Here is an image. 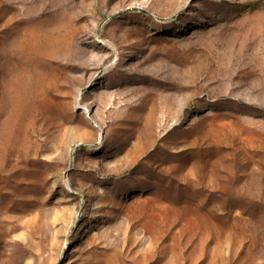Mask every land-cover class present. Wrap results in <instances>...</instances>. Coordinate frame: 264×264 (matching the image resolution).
Instances as JSON below:
<instances>
[{
    "label": "rangeland",
    "instance_id": "rangeland-1",
    "mask_svg": "<svg viewBox=\"0 0 264 264\" xmlns=\"http://www.w3.org/2000/svg\"><path fill=\"white\" fill-rule=\"evenodd\" d=\"M0 264H264V0H0Z\"/></svg>",
    "mask_w": 264,
    "mask_h": 264
}]
</instances>
